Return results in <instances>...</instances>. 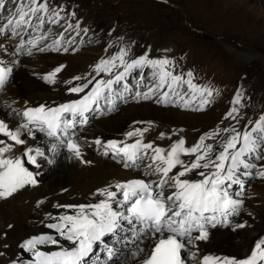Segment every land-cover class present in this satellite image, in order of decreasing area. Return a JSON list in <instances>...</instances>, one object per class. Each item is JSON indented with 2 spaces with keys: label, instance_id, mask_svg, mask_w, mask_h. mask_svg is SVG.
<instances>
[{
  "label": "snow or ice",
  "instance_id": "6c2138e0",
  "mask_svg": "<svg viewBox=\"0 0 264 264\" xmlns=\"http://www.w3.org/2000/svg\"><path fill=\"white\" fill-rule=\"evenodd\" d=\"M12 5L9 8L8 0H0V91L19 63L18 59H5L10 48L12 57L31 56L34 51L75 52L77 49L70 47L74 38L66 42L65 36L81 27L79 19L74 25L71 22L75 11H67L55 0H12ZM61 21L67 27L53 36L50 26L60 25ZM12 40L18 42L12 45ZM64 67H55L41 79L56 84ZM93 72L95 75L88 78L74 76L62 81L66 91L78 98L13 108L12 114L18 118L14 127L0 119V199H8L26 187H36L42 175V160L51 166L56 157L65 154L66 158L91 163L84 159V148L91 145L76 134L78 127L88 124L89 113L114 111L118 102L128 99L204 111L218 94L211 86L196 83L192 70H178L175 58L152 57L149 52L135 56L128 45L101 58ZM134 74L138 77L135 86L129 83ZM244 106V96L238 88L223 118L231 123L217 125L191 146L183 136L167 148L146 143L143 137L148 127L127 132L125 141L102 144L95 139L93 143L105 149L103 154H111L123 168H143L141 176L96 188L87 203L53 205L67 211L46 214L47 222L41 223L51 231L29 236L18 245L23 253L31 254L28 264H188L189 260L194 264H264V236L256 238L242 258L197 257L199 244L210 240L211 229L224 226L235 231L247 226L246 221L232 224L244 204L239 197L243 195L245 178L255 175L264 179V113L242 123ZM38 134L47 138L50 147L28 144L29 139L36 141ZM133 137L136 138L131 143L127 142ZM160 138L164 139L165 133H160ZM184 157L190 159L186 161ZM44 203L38 200L36 207ZM61 241H67L68 246ZM48 245L55 250H42ZM9 264L25 261L14 259Z\"/></svg>",
  "mask_w": 264,
  "mask_h": 264
},
{
  "label": "bare ground",
  "instance_id": "6f19581e",
  "mask_svg": "<svg viewBox=\"0 0 264 264\" xmlns=\"http://www.w3.org/2000/svg\"><path fill=\"white\" fill-rule=\"evenodd\" d=\"M188 1L193 2L199 7L211 10L214 14H217V16H221L224 20L231 22L233 26L240 27L242 24L254 25L246 20L247 15L243 8L241 11L237 10L239 7L238 5L225 11L221 8L222 5L218 4V0ZM62 5H64L66 9L68 8L66 2L62 3ZM74 10H76V8ZM90 13L92 12L84 13L83 22H86L87 24L91 22V17L89 16ZM233 15H236L237 17L233 18ZM149 33L150 36L154 34L151 31ZM133 37L129 45L133 55L139 56L145 52H149L152 57H163L167 55L166 51L163 50V46L159 42H156V44L152 45L149 49V45L145 42H149L151 39L147 41L144 39L146 36ZM15 41L17 42V40ZM5 43L7 42L5 41ZM78 44L79 43L76 41L72 43V46H78ZM66 46L68 45L66 44ZM42 57L44 59L42 60L41 58L39 62L43 63V66H39L41 63L37 64L34 60L28 62V60H25L22 56L12 57V55H9L8 57L18 59L19 63L14 67L12 81L6 85L4 89L6 90L5 96L0 99V119H5L13 127L18 123V118L12 114L13 108L22 109L25 106H35L41 103L59 104L67 102L70 98L72 99L75 97V94H70L66 90L63 91L62 88H67V85H61L59 87L62 88H57L55 90L54 87L49 86V84L40 79L38 74L41 75L42 72L46 73L49 65L56 64L60 61V64L65 65L63 71L59 73V77L64 81L69 80L74 76L85 78L90 77L86 74L88 65L76 61L75 56L71 51L67 53H56L55 55L46 54ZM74 62H77L78 64ZM22 63L25 64L24 67L21 66ZM82 82L83 81H77L75 83ZM258 89L264 90V85L260 84L254 90L258 92ZM6 105H11V107H7ZM205 113L207 112L183 113L174 108H163V105L156 104L154 101L141 100L140 102H136L133 99H128L127 102H118L116 109L111 112H108L107 109H105L103 114H101L100 111L89 113L88 124L81 128L78 127L76 134L82 140L86 139L91 145H86L84 148V159L91 161V163H81L76 159L66 158L65 154L56 157V163L54 165L50 166L45 161L40 169L42 175L38 177L40 183L36 187H33V199H26L31 196L25 195V192L29 187L18 191L8 199H0V224L3 225L2 229L10 223V217H15L16 214L21 213L20 216L28 218L31 222L30 226L33 225L37 230L36 232H31V236L48 233L51 230L41 223V221H45V223L47 222L46 214L50 212L55 215L67 211L66 209H57L53 207V205L57 203H87L91 200L90 193L96 188L115 181H123L128 180L131 177H138L142 174L143 168H141L140 171L135 169H125L121 164L117 163L116 160L112 159L111 154L105 156L103 154L105 150L103 146H97L93 143L95 139H100L102 144L109 140L125 141V134L127 132L134 128H149L151 126L149 131L144 134V142L147 143L151 141L158 146L167 148V144H171V141L177 139L179 136H183L186 141L188 140L190 142L191 138L188 135L185 126H189L192 123H194V126L201 125L200 123L207 119V117L203 116ZM199 116H202L201 118L203 120L199 119ZM149 121L151 122L150 126L147 124ZM241 122L245 123L243 119ZM166 123L181 126L183 133L178 132L175 137H168L166 135V139L159 140L157 138V132H159L160 129H164L163 125ZM164 133L167 134V132ZM129 139L131 138H128L127 142ZM28 144L50 147L47 138H43L40 134H38L36 141L29 139ZM16 154L20 155V150H17ZM49 156H51V153H49ZM186 158L187 157H184V159ZM147 162L148 161H145V163ZM29 167L31 170L36 171L32 166ZM152 178L155 179L156 177ZM255 185L257 192L260 193L259 198L262 197V199H264V179ZM42 199L45 203L41 205L40 208H37V201ZM255 200H258V198ZM253 209L257 213V217H259V220L254 223L253 227L245 228L236 231L235 233H232L229 230L222 231L216 229L212 232L210 240L204 244V247L207 250L230 253L231 255L240 258L246 252V249L253 238L264 228V223L262 222L264 218V208L257 205L253 206ZM61 242L65 246H68L67 241ZM52 247L53 246L50 245L42 246V250L49 251ZM17 257L18 259H23L25 264H27L31 259V254L23 253L19 249V255H17ZM123 259L124 257H122L121 261H123Z\"/></svg>",
  "mask_w": 264,
  "mask_h": 264
},
{
  "label": "rangeland",
  "instance_id": "374dc122",
  "mask_svg": "<svg viewBox=\"0 0 264 264\" xmlns=\"http://www.w3.org/2000/svg\"><path fill=\"white\" fill-rule=\"evenodd\" d=\"M166 1L169 3L153 0H78V3L84 4V9L93 10V25L81 24L82 28L78 30L73 28L66 36L76 38L77 31L79 35H83L87 45L81 48L74 47L77 49L74 56L76 61L88 65L87 71L93 70V66L99 61L98 58H108L117 53L132 35L146 36L145 40L151 39L152 44L158 41L163 47L165 45L162 43L166 44L173 53V58L181 60L184 72L199 71L206 77L201 74L205 79L202 85L211 86L218 92L212 100L217 107L203 115L207 117L204 118L206 121L198 126H194V123L189 125L192 127L191 131L197 134L204 131L206 133L217 125L222 127L227 123L228 120L223 118L229 111L233 94L236 92L231 91L234 88L231 84H236L240 71L247 72V82L252 83L250 80L259 79L257 81L259 85H264V0H218V4L222 5L221 8L225 11L236 5L239 6L238 11L242 8L246 11V20L254 25L242 24L240 27L233 26L231 22L217 16L211 10L199 7L188 0ZM236 15L232 17L236 18ZM61 24L56 31H64L67 24L64 21H61ZM98 24H103L104 27ZM85 28L88 29L87 32L84 31ZM150 31L154 33L151 36ZM76 41L81 42L79 38ZM145 43L150 49L149 42ZM238 52L250 53L255 58L251 61L245 60ZM166 53L168 54V51ZM216 67L219 69L217 74ZM134 77L138 78L137 74H134ZM228 79L233 80L229 82ZM132 94L134 96L135 92ZM178 111L186 113V110ZM199 117L202 119V116ZM173 127L172 129L176 130ZM33 192V187H29L25 195L31 196L26 199H33ZM259 200L264 199L261 197ZM20 215L21 213L10 217L9 222H14L11 229L7 225L2 229L3 225L0 224V233L7 231L6 235L0 238L4 242L3 244L0 241V246L4 247L7 243L10 245L31 230L30 220ZM6 261L7 259L0 256V264H6Z\"/></svg>",
  "mask_w": 264,
  "mask_h": 264
}]
</instances>
